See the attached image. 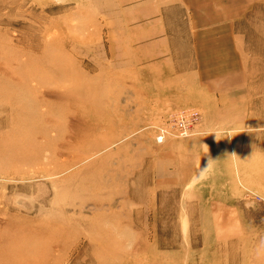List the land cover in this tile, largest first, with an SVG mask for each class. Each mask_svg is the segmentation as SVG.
<instances>
[{
  "label": "rangeland",
  "instance_id": "374dc122",
  "mask_svg": "<svg viewBox=\"0 0 264 264\" xmlns=\"http://www.w3.org/2000/svg\"><path fill=\"white\" fill-rule=\"evenodd\" d=\"M263 27L264 0H0V264H264L226 85Z\"/></svg>",
  "mask_w": 264,
  "mask_h": 264
},
{
  "label": "crops",
  "instance_id": "0c3cea01",
  "mask_svg": "<svg viewBox=\"0 0 264 264\" xmlns=\"http://www.w3.org/2000/svg\"><path fill=\"white\" fill-rule=\"evenodd\" d=\"M257 32L260 45L253 42L249 46L243 41L244 35L232 33L236 39L234 78L226 82L234 86V156L242 166L264 165V27Z\"/></svg>",
  "mask_w": 264,
  "mask_h": 264
},
{
  "label": "built area",
  "instance_id": "2783aa9c",
  "mask_svg": "<svg viewBox=\"0 0 264 264\" xmlns=\"http://www.w3.org/2000/svg\"><path fill=\"white\" fill-rule=\"evenodd\" d=\"M195 112H181L179 113L176 118L175 121L173 123V126H175V129L177 131V134L180 136H185L188 134V130L191 126V124L193 123V117ZM186 117H189V119L187 120V122H184V119ZM190 119H192V121L190 122ZM168 130L164 127H159L158 129V133L156 135V140L157 142H162L167 134Z\"/></svg>",
  "mask_w": 264,
  "mask_h": 264
}]
</instances>
